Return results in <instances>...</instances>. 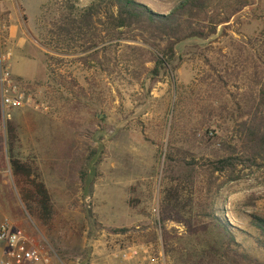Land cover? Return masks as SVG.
I'll list each match as a JSON object with an SVG mask.
<instances>
[{
    "label": "rangeland",
    "instance_id": "rangeland-1",
    "mask_svg": "<svg viewBox=\"0 0 264 264\" xmlns=\"http://www.w3.org/2000/svg\"><path fill=\"white\" fill-rule=\"evenodd\" d=\"M57 1L22 0L25 11L17 20L19 0H0V60L16 53L9 31L21 25L25 51L11 72L30 100L2 110L3 133L7 122L16 128V153L38 167L55 213L48 227L30 216L8 168L0 172V225L9 220L23 230L43 252V264H264L253 239H238L252 263L238 248L239 254L226 252L212 217L202 213L200 190L180 179L182 160L214 159L224 151L221 144L237 141L248 81L233 55L247 41L264 38V0H252L209 40L177 46L175 71L155 80L133 73L125 61L132 56L118 47L116 73L88 70L78 56L46 49L39 20ZM66 1L84 9L96 0ZM136 1L167 15L183 0ZM47 54L55 58L52 77ZM169 156L174 165L168 171ZM215 186L207 201L213 216L238 228L246 227L247 216L264 218V169L216 175ZM4 253L0 244V260Z\"/></svg>",
    "mask_w": 264,
    "mask_h": 264
},
{
    "label": "trees",
    "instance_id": "trees-1",
    "mask_svg": "<svg viewBox=\"0 0 264 264\" xmlns=\"http://www.w3.org/2000/svg\"><path fill=\"white\" fill-rule=\"evenodd\" d=\"M64 1L45 7L40 17L46 49L64 57L78 56L75 61L88 70L116 73L118 59L113 63L112 55L118 47L125 57L132 56L125 61H131L133 73L144 71L154 80L175 71L177 46L190 40H209L218 34L220 26L230 23L233 17L252 5V0H183L169 14L162 15L136 0H96L84 9L72 1ZM255 42L259 43L260 52ZM236 50L234 64L245 69L248 81L238 105L242 122L236 131L237 141L234 146L221 144L224 151L214 159L199 163L182 160L180 179L200 190L202 213L212 217L215 228L227 244L226 252L239 254L235 250L238 248L240 258L252 263L254 256L238 239H253L255 250L264 252V218L247 216L246 227L238 228L225 216L219 218L213 216L212 211L207 212V201L217 188L216 175L234 177L240 167L264 169V38L260 42L249 40ZM47 59L52 77L51 61L55 58L47 54ZM147 64H153V70L149 71ZM3 127L0 94V134L6 141L0 144V172L10 168L27 213L48 227L55 216L51 194L38 167L18 157L16 128L7 122L6 133H3ZM172 161L171 156L167 157L168 171L169 166L174 165Z\"/></svg>",
    "mask_w": 264,
    "mask_h": 264
},
{
    "label": "built area",
    "instance_id": "built-area-1",
    "mask_svg": "<svg viewBox=\"0 0 264 264\" xmlns=\"http://www.w3.org/2000/svg\"><path fill=\"white\" fill-rule=\"evenodd\" d=\"M11 59L12 52H9L0 60V94L4 114L21 108L30 101L22 86L13 79ZM0 244L5 249L0 264H43L45 261L41 249L27 237L23 230L15 227L9 220H5L0 225Z\"/></svg>",
    "mask_w": 264,
    "mask_h": 264
},
{
    "label": "crops",
    "instance_id": "crops-1",
    "mask_svg": "<svg viewBox=\"0 0 264 264\" xmlns=\"http://www.w3.org/2000/svg\"><path fill=\"white\" fill-rule=\"evenodd\" d=\"M21 1L22 0H19V2H16L17 5H15V11H14V17L17 18H22V13H24V8L21 4ZM18 22V21H17ZM25 22V21H24ZM23 24H26V23H23ZM21 25H13L10 27V31H9V41L12 42V44L16 47L14 50H15V56L12 54V59H11V66H15V64L22 59L21 57V53L24 50V47H25V44H26V40L23 39L20 35V28ZM26 59V58H25ZM28 60V59H27ZM30 61V60H28Z\"/></svg>",
    "mask_w": 264,
    "mask_h": 264
}]
</instances>
